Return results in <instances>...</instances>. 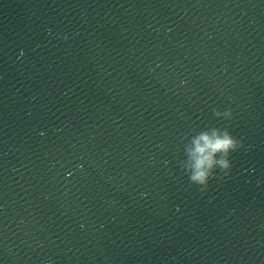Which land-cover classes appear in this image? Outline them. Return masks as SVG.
Listing matches in <instances>:
<instances>
[{
  "label": "water",
  "instance_id": "obj_1",
  "mask_svg": "<svg viewBox=\"0 0 264 264\" xmlns=\"http://www.w3.org/2000/svg\"><path fill=\"white\" fill-rule=\"evenodd\" d=\"M0 264H264V0H0Z\"/></svg>",
  "mask_w": 264,
  "mask_h": 264
},
{
  "label": "clouds",
  "instance_id": "obj_2",
  "mask_svg": "<svg viewBox=\"0 0 264 264\" xmlns=\"http://www.w3.org/2000/svg\"><path fill=\"white\" fill-rule=\"evenodd\" d=\"M217 118L233 119L231 109L219 111L213 109ZM242 140L234 137L226 128L212 127L200 131L192 140V147H185L186 160L180 161L181 168L188 174L190 182L198 186L201 193L209 188L211 179L230 177L233 168L230 156L233 152L243 149ZM219 169L221 176L217 177Z\"/></svg>",
  "mask_w": 264,
  "mask_h": 264
}]
</instances>
